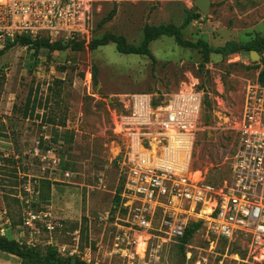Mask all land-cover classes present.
<instances>
[{
    "label": "rangeland",
    "instance_id": "374dc122",
    "mask_svg": "<svg viewBox=\"0 0 264 264\" xmlns=\"http://www.w3.org/2000/svg\"><path fill=\"white\" fill-rule=\"evenodd\" d=\"M88 7L87 32L77 37L87 43L110 32L139 45L146 25L181 26L200 13L194 0H89ZM200 15L184 27L186 39L218 47L264 36V0H212L210 13ZM150 50L155 63L123 54L113 42L95 50L17 45L0 55V227L42 249L66 246L59 251L64 257L78 245L73 257L88 264H264L246 240L219 237L204 223L183 256L178 239L159 230L162 214L151 229H140L122 206L119 152L126 139L114 131V119L126 95L203 92L192 165L222 182L246 87L261 70L248 51L211 53L205 63L200 50L169 36L151 42ZM31 212L33 226L24 223ZM0 264L20 263L0 255Z\"/></svg>",
    "mask_w": 264,
    "mask_h": 264
},
{
    "label": "built area",
    "instance_id": "2783aa9c",
    "mask_svg": "<svg viewBox=\"0 0 264 264\" xmlns=\"http://www.w3.org/2000/svg\"><path fill=\"white\" fill-rule=\"evenodd\" d=\"M88 3L0 0V54L17 45L30 48L31 41L42 38L84 40L77 37L87 32ZM23 38H28L24 44ZM124 102L114 131L126 139L119 152L125 178L121 197L131 222L151 229L162 214L159 230L179 239L190 221H202L219 237L246 240L264 262V84L257 79L246 87L222 182L192 165L203 92L195 87L160 95L135 92ZM48 154L54 164L61 163L52 150ZM36 218L31 212L24 223L33 226ZM47 227L55 229L52 223ZM0 235L7 236L5 227ZM77 252L75 245L67 255Z\"/></svg>",
    "mask_w": 264,
    "mask_h": 264
},
{
    "label": "trees",
    "instance_id": "16d2710c",
    "mask_svg": "<svg viewBox=\"0 0 264 264\" xmlns=\"http://www.w3.org/2000/svg\"><path fill=\"white\" fill-rule=\"evenodd\" d=\"M113 13H110L108 19L112 17ZM200 13L194 12L189 15L181 26L175 24L150 26L146 25L143 30V38L139 45L129 43L124 35H116L114 33L107 32L102 37L93 38L88 43L86 40L71 39L67 43L62 41L50 42L46 38L31 41L30 49L38 51L41 47H46L49 51L66 50L71 48L73 50H80L88 47L90 50H95L100 46L108 45L113 42L116 45V49L123 54H136L146 55L151 58L153 63L156 59L152 55L150 50L151 42L163 37H172L180 46L185 48L198 49L203 54V62H209L211 53L230 55L235 52H244L256 50L262 53L264 50V36L257 37L251 41H235L231 40L226 42L223 46L214 47L205 40L191 41L185 38L183 29L190 24L194 19L200 17ZM28 38L22 39V44L27 41ZM1 55V54H0ZM38 62V60H36ZM257 67H261L258 80L264 84V57L260 60ZM204 99V106H205ZM27 116V111L24 113ZM203 222H191L187 227L182 237H179L180 249L183 256H186V245L190 242L193 234L198 231ZM0 255L2 257H15L19 259L20 264H88L80 257H64L61 255L54 245H47L42 249L37 245H29L21 242L17 239H12L7 236L0 235Z\"/></svg>",
    "mask_w": 264,
    "mask_h": 264
},
{
    "label": "water",
    "instance_id": "95a60500",
    "mask_svg": "<svg viewBox=\"0 0 264 264\" xmlns=\"http://www.w3.org/2000/svg\"><path fill=\"white\" fill-rule=\"evenodd\" d=\"M194 4L198 7L200 13L209 14L211 11L212 0H194ZM250 58L253 62L260 61L262 55L256 50H251Z\"/></svg>",
    "mask_w": 264,
    "mask_h": 264
}]
</instances>
